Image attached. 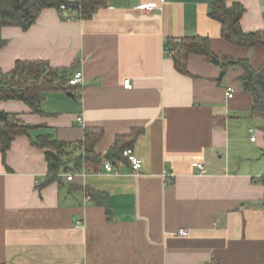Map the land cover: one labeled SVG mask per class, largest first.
<instances>
[{
  "label": "crops",
  "instance_id": "1",
  "mask_svg": "<svg viewBox=\"0 0 264 264\" xmlns=\"http://www.w3.org/2000/svg\"><path fill=\"white\" fill-rule=\"evenodd\" d=\"M213 1L107 0L89 18L46 8L26 30L0 29L2 71L43 60L70 77L83 73L80 84L46 90L39 112L0 100V110L32 126L0 151V263L264 264L263 119L252 115L235 64L261 66L264 46L226 40L209 14ZM233 1L246 8L244 31L264 30V0ZM196 35L210 39L221 63L190 54L181 72L166 47ZM97 128L101 162L46 184V149L36 137L67 142L72 168L86 130ZM118 136L142 159L137 172L127 159L106 157ZM106 161L118 172H107ZM164 171L175 175L165 179Z\"/></svg>",
  "mask_w": 264,
  "mask_h": 264
},
{
  "label": "trees",
  "instance_id": "2",
  "mask_svg": "<svg viewBox=\"0 0 264 264\" xmlns=\"http://www.w3.org/2000/svg\"><path fill=\"white\" fill-rule=\"evenodd\" d=\"M107 0H0V29L5 26H19L28 29L36 22L41 12L46 8H56L65 11H76L80 18L91 17L96 10L104 5ZM65 5V8H62ZM246 8L238 1L228 4V0H214L209 14L220 21L222 36L236 46L253 47L264 46V30L244 31L241 27V18ZM0 39V47L4 44ZM170 54L175 59L177 68L184 73L186 60L190 54H200L212 60L214 56L210 39L206 36H186L169 40ZM232 64L229 57L223 58L222 66L227 68ZM235 64L243 68L239 77L243 90L252 94L253 101L251 113L263 119L264 132V63L254 67L250 60L238 59ZM70 75L68 69H57L43 60H17L14 68L9 72L0 69V100H21L27 103L34 111L39 112L41 102L46 90L67 88L74 85L68 83ZM32 128L23 122L16 113L0 110V151L5 155L17 135H27ZM102 135L101 129H87L85 132V153L71 161L74 166L67 165L70 160H65L68 143L53 138L51 134H40L33 143L46 149L45 157L48 162V177L46 184L54 180L63 171L77 170L83 166L93 168L98 165L102 156L96 153L94 145ZM126 136H118L112 149L106 154L107 158L123 156V150L130 147L122 144ZM96 195H105L99 193ZM93 196H95L93 194ZM102 202V201H101ZM4 264V263H0Z\"/></svg>",
  "mask_w": 264,
  "mask_h": 264
},
{
  "label": "built area",
  "instance_id": "3",
  "mask_svg": "<svg viewBox=\"0 0 264 264\" xmlns=\"http://www.w3.org/2000/svg\"><path fill=\"white\" fill-rule=\"evenodd\" d=\"M62 8H65V5H62ZM154 6L153 5H150V6H147V9L150 10V9H153ZM69 19V18H68ZM166 51H168L170 53V48L169 47H166ZM83 80V73L82 71H77L75 72L69 79L68 83L70 85H77V84H80ZM124 87L127 88V89H131L133 87V84H132V81L130 79H125L124 80ZM236 89L234 86H229L228 87V97L231 98L234 96V93H235ZM78 121L80 123H82V118L81 117H78ZM251 132L253 131V129L250 130ZM256 139V136H252V140H255ZM123 156L127 159V161L130 163L131 165V168L134 172H137L141 165H142V159L135 153V151L133 150V148H125L123 150ZM104 168L107 172H118L117 170L114 169L113 167V163L111 161H106L105 164H104ZM199 168L203 169V165L199 164ZM86 171H89L90 169L88 168H85ZM174 173L172 172H168V171H164L163 173V177L165 179H171L172 177H174ZM67 179L68 180H73L74 179V173H69L67 174ZM179 233L182 234V235H187L188 234V231L184 228H181L179 230Z\"/></svg>",
  "mask_w": 264,
  "mask_h": 264
},
{
  "label": "water",
  "instance_id": "4",
  "mask_svg": "<svg viewBox=\"0 0 264 264\" xmlns=\"http://www.w3.org/2000/svg\"><path fill=\"white\" fill-rule=\"evenodd\" d=\"M212 61L215 63V64H217V65H220V60L217 58V57H215V56H213L212 57ZM225 74V70H222L221 72H220V75H219V79H221L222 77H223V75Z\"/></svg>",
  "mask_w": 264,
  "mask_h": 264
}]
</instances>
